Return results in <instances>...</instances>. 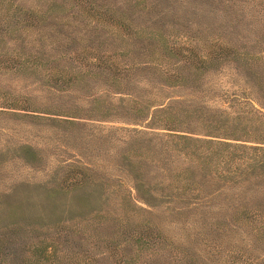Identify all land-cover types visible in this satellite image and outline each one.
Wrapping results in <instances>:
<instances>
[{
	"label": "rangeland",
	"instance_id": "obj_1",
	"mask_svg": "<svg viewBox=\"0 0 264 264\" xmlns=\"http://www.w3.org/2000/svg\"><path fill=\"white\" fill-rule=\"evenodd\" d=\"M187 1L0 0V264H264V223L183 205L170 179L262 189L264 161L231 177L242 160L225 169L194 138L264 147V0ZM213 40L225 54L175 79L158 63L160 41L203 55ZM159 101L186 108L183 130L161 128Z\"/></svg>",
	"mask_w": 264,
	"mask_h": 264
},
{
	"label": "trees",
	"instance_id": "obj_2",
	"mask_svg": "<svg viewBox=\"0 0 264 264\" xmlns=\"http://www.w3.org/2000/svg\"><path fill=\"white\" fill-rule=\"evenodd\" d=\"M227 4L233 5L232 0L226 1ZM171 6V2H170ZM169 6V7H170ZM190 3L187 0H173L172 2V8L174 10L182 11L183 9L189 8ZM200 10L201 13H204V9L201 8L197 3L193 4V8ZM193 8H190L192 11H194ZM161 10V8H159ZM168 8L166 9V11ZM207 14H209V10L206 11ZM34 14L33 12L31 15ZM197 14V13H195ZM30 15V17H31ZM156 38H154L155 40ZM215 40V39H214ZM213 45L210 43L209 48L205 51L206 53L203 55L198 54V50L196 49V46H191L186 44L185 42H181V47L177 46L176 44H173L175 46L172 47V43H167L160 41V44L158 43V48L160 51L163 49V53L161 54V60H159V64L162 70L170 76H172L173 79L176 77V72L181 70H187L191 67L197 68L199 65H202L206 62V60H210L209 57L212 55H215L216 57H221L225 52L227 51V46L223 43L214 42ZM153 41V40H152ZM162 42V43H161ZM166 51H170V53L173 55V53H177L179 55V59L169 62L170 60L167 59ZM172 51V52H171ZM192 54H188V53ZM195 54V55H194ZM208 57V58H207ZM166 60V61H165ZM165 62H168L165 63ZM156 64V63H155ZM197 65V66H196ZM180 79V78H178ZM231 85V80L229 81ZM233 83V82H232ZM239 92L232 91L228 96L230 97V100H234L237 98H240V94H237ZM226 96V94H224ZM228 99V100H229ZM154 113L156 116V119H158L162 126L161 128H168V129H177V130H183L178 127H181L180 123L183 121V119L186 117V108L183 110L184 113H179L177 110L172 107L170 104H165V102L159 101L156 104H154ZM149 106V105H147ZM150 113V118L152 116V113ZM191 115V114H190ZM189 115V116H190ZM206 126V129L204 130L205 134H212L215 132V129H219L222 132L220 133V136H226V135H235L230 134L232 132H228L230 127H226L225 125H218L214 124L210 120H207L204 124ZM223 129V130H222ZM187 130V129H184ZM224 131V132H223ZM163 135L168 136V138L175 139L176 142L177 138H181L182 140L188 139L190 136H187L183 133H175V132H161ZM235 138V137H234ZM195 140L203 141L205 144L208 145L205 153L211 152L212 150L217 153V156L220 155L223 158V161L225 162L223 168L227 169L230 166V158L236 157V159H241V168L240 170H219V172H225L227 175L230 174L231 177L241 174H249L255 166H259L263 164L264 161V147H258L255 144H245L242 142H229L225 140H216V141H210V140H202L198 138H194ZM166 140V139H164ZM181 141V140H180ZM177 143V142H176ZM257 150H261V156L257 157ZM248 169V170H244ZM201 173L206 178H200L197 179L193 176L194 173ZM211 173V170H190V174L186 175L185 173H177L175 178H170L171 182L174 180V186L176 188L180 189V193L178 194L179 199L184 202L183 205L189 204H196L198 206L201 205H207V203L215 198L218 201L216 202V210L213 212H208L206 215L211 218H218L221 217L223 220H225L228 223H234L238 221H232L235 219H241V221L245 222H258V224L264 223V184L257 181V185L262 186V189H255L253 188V185L250 181V178L244 177L242 179H246V184L240 185V187L237 186L230 190V187L235 184V181L229 182L226 181L224 186H215L213 188L212 185H214L207 176ZM255 176L258 175V172L254 174ZM262 181H264V174L262 176H259ZM258 177V178H259ZM230 179V178H228ZM169 187V186H168ZM171 188L173 189V186L171 185ZM166 194V193H165ZM201 194V195H200ZM221 195V196H220ZM219 196V197H218ZM206 198V199H204ZM192 209H189L188 211H191ZM202 218L206 219V216H202ZM211 222V221H210ZM232 227L224 226L220 227L219 229L221 231L227 232ZM252 229L257 230L258 227H253ZM237 249V248H236ZM240 259L242 263L244 264H260L259 261L255 260V258H249V257H242L240 256Z\"/></svg>",
	"mask_w": 264,
	"mask_h": 264
}]
</instances>
